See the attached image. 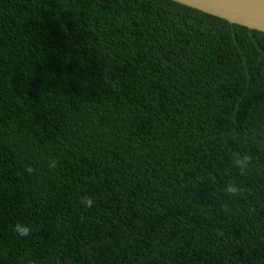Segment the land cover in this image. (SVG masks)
<instances>
[{"label":"trees","instance_id":"1","mask_svg":"<svg viewBox=\"0 0 264 264\" xmlns=\"http://www.w3.org/2000/svg\"><path fill=\"white\" fill-rule=\"evenodd\" d=\"M0 264H264V32L0 0Z\"/></svg>","mask_w":264,"mask_h":264},{"label":"water","instance_id":"2","mask_svg":"<svg viewBox=\"0 0 264 264\" xmlns=\"http://www.w3.org/2000/svg\"><path fill=\"white\" fill-rule=\"evenodd\" d=\"M228 22L264 32V0H173Z\"/></svg>","mask_w":264,"mask_h":264},{"label":"clouds","instance_id":"3","mask_svg":"<svg viewBox=\"0 0 264 264\" xmlns=\"http://www.w3.org/2000/svg\"><path fill=\"white\" fill-rule=\"evenodd\" d=\"M251 156L248 154H245L243 156L239 155V154H235L233 157V163L234 166L239 168L241 170V175L244 174V170L247 168V166L251 163ZM57 166V161L55 159H52L49 161V167L50 168H55ZM28 171H33V169L28 168ZM225 191L229 194H233L235 195L236 193L239 192V189L233 185V184H229ZM81 204L85 207L91 208L93 207L94 201L91 197L89 196H84L81 199ZM16 233H18L20 236L22 237H27L31 234L32 229L30 226L21 224V223H17L14 226L13 229Z\"/></svg>","mask_w":264,"mask_h":264}]
</instances>
